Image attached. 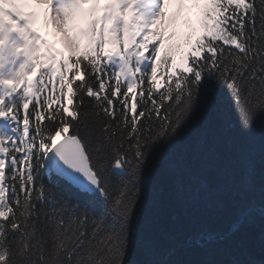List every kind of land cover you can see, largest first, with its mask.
Listing matches in <instances>:
<instances>
[{"label":"snow or ice","instance_id":"6c2138e0","mask_svg":"<svg viewBox=\"0 0 264 264\" xmlns=\"http://www.w3.org/2000/svg\"><path fill=\"white\" fill-rule=\"evenodd\" d=\"M205 89L221 126L264 125V0H0V264H164L128 258L146 173Z\"/></svg>","mask_w":264,"mask_h":264},{"label":"trees","instance_id":"16d2710c","mask_svg":"<svg viewBox=\"0 0 264 264\" xmlns=\"http://www.w3.org/2000/svg\"><path fill=\"white\" fill-rule=\"evenodd\" d=\"M216 105L215 94L205 89L190 124L175 141L154 153L146 181L157 190L146 194L140 242L130 250V260L232 264L249 256L261 259L264 125L258 119L250 134L228 130L215 116ZM242 154H249L255 162L252 183L241 166ZM250 206L254 210L253 222L238 233L228 234L238 213ZM201 233H220L226 238L205 243L200 240ZM148 247L153 249L152 255Z\"/></svg>","mask_w":264,"mask_h":264}]
</instances>
